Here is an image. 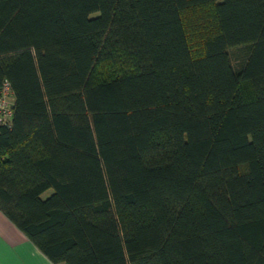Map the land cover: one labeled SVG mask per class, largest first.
<instances>
[{
	"label": "trees",
	"instance_id": "16d2710c",
	"mask_svg": "<svg viewBox=\"0 0 264 264\" xmlns=\"http://www.w3.org/2000/svg\"><path fill=\"white\" fill-rule=\"evenodd\" d=\"M5 81L0 211L52 263L264 264V0H0Z\"/></svg>",
	"mask_w": 264,
	"mask_h": 264
},
{
	"label": "crops",
	"instance_id": "0c3cea01",
	"mask_svg": "<svg viewBox=\"0 0 264 264\" xmlns=\"http://www.w3.org/2000/svg\"><path fill=\"white\" fill-rule=\"evenodd\" d=\"M0 264H54L0 211Z\"/></svg>",
	"mask_w": 264,
	"mask_h": 264
},
{
	"label": "built area",
	"instance_id": "2783aa9c",
	"mask_svg": "<svg viewBox=\"0 0 264 264\" xmlns=\"http://www.w3.org/2000/svg\"><path fill=\"white\" fill-rule=\"evenodd\" d=\"M12 97L10 95V88L5 81L2 86L0 94V124L6 123L12 114Z\"/></svg>",
	"mask_w": 264,
	"mask_h": 264
},
{
	"label": "rangeland",
	"instance_id": "374dc122",
	"mask_svg": "<svg viewBox=\"0 0 264 264\" xmlns=\"http://www.w3.org/2000/svg\"><path fill=\"white\" fill-rule=\"evenodd\" d=\"M51 193H52V189H48L42 194V197H46L47 195H49Z\"/></svg>",
	"mask_w": 264,
	"mask_h": 264
}]
</instances>
